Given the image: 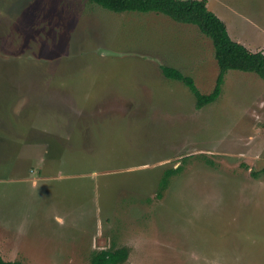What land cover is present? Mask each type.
<instances>
[{
  "label": "rangeland",
  "instance_id": "374dc122",
  "mask_svg": "<svg viewBox=\"0 0 264 264\" xmlns=\"http://www.w3.org/2000/svg\"><path fill=\"white\" fill-rule=\"evenodd\" d=\"M264 52V0H208ZM154 12L0 0V253L20 264H264V80ZM181 167L166 186L165 173Z\"/></svg>",
  "mask_w": 264,
  "mask_h": 264
},
{
  "label": "trees",
  "instance_id": "16d2710c",
  "mask_svg": "<svg viewBox=\"0 0 264 264\" xmlns=\"http://www.w3.org/2000/svg\"><path fill=\"white\" fill-rule=\"evenodd\" d=\"M116 13L154 12L164 14L171 19L196 25L209 37L214 45L215 58L219 74L213 91L202 93L193 77L171 66H163L162 73L169 79L183 82L195 95L196 107L215 102L221 95L225 75L229 70H240L258 74L264 80V52L252 51L246 45L235 41L229 34L226 23L208 8V0H88ZM181 167L169 169L163 179L164 186L172 175L179 173ZM264 172V168L262 169ZM129 257L127 247L94 251L91 264H121ZM0 264H20L19 261L7 260L0 253Z\"/></svg>",
  "mask_w": 264,
  "mask_h": 264
}]
</instances>
